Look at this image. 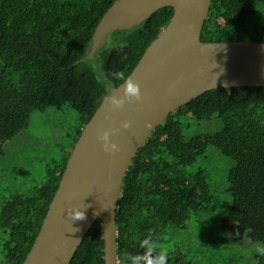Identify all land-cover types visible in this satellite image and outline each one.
<instances>
[{
    "label": "trees",
    "instance_id": "1",
    "mask_svg": "<svg viewBox=\"0 0 264 264\" xmlns=\"http://www.w3.org/2000/svg\"><path fill=\"white\" fill-rule=\"evenodd\" d=\"M114 1L0 0V162L17 120L22 130L49 107L65 115L45 178L0 193V264L23 263L84 126L174 12L164 6L108 33L94 58L77 63ZM201 40L264 42V0H212ZM101 222L69 264H104ZM116 224L118 264L157 256L160 245L166 264L237 262L216 235L221 228L230 245L264 248V85L208 90L158 124L125 174ZM254 259L264 264V253Z\"/></svg>",
    "mask_w": 264,
    "mask_h": 264
},
{
    "label": "water",
    "instance_id": "2",
    "mask_svg": "<svg viewBox=\"0 0 264 264\" xmlns=\"http://www.w3.org/2000/svg\"><path fill=\"white\" fill-rule=\"evenodd\" d=\"M211 2L115 0L104 13L89 53L77 63L94 58L108 33L129 28L161 7L174 10L128 75L138 84L139 97L126 96L123 81L105 95L84 126L22 264H69L98 218L104 264H118V200L125 174L153 129L208 90L264 85V42L201 40ZM113 98L121 103L114 104ZM77 209L84 212L83 219L73 218Z\"/></svg>",
    "mask_w": 264,
    "mask_h": 264
},
{
    "label": "rangeland",
    "instance_id": "3",
    "mask_svg": "<svg viewBox=\"0 0 264 264\" xmlns=\"http://www.w3.org/2000/svg\"><path fill=\"white\" fill-rule=\"evenodd\" d=\"M75 115L76 111L73 109L67 112V118ZM64 120L65 115L60 109L49 107L47 113H34L29 125L22 130V127H19L24 121L21 119L15 122L14 132L17 135L8 137V142L13 137L15 140L14 143H9L6 149L5 158L8 160L0 162V193L9 192L23 180L27 183L33 179L37 181L45 178L48 151L58 146L57 140L55 141L56 134L64 132V128L57 122L61 125V123L64 124ZM57 157H59L58 154ZM217 232L220 243L228 245L230 248L228 251L233 253L234 259H237V262H231V264H256L254 251L260 248V243H254V248L242 247L240 242L236 244L234 240H231L233 241L231 245L235 247L231 251L226 229L221 228Z\"/></svg>",
    "mask_w": 264,
    "mask_h": 264
},
{
    "label": "clouds",
    "instance_id": "4",
    "mask_svg": "<svg viewBox=\"0 0 264 264\" xmlns=\"http://www.w3.org/2000/svg\"><path fill=\"white\" fill-rule=\"evenodd\" d=\"M122 79L126 82L125 83V95L126 96H135L139 97V86L136 82L129 79L128 76L124 75ZM113 103L116 105H119L121 103L120 100H117L113 98ZM107 138V133H105V139ZM113 148L115 145L112 146ZM72 216L74 219H83L84 212L80 209H77L73 211ZM144 245L147 246L149 249L154 247V245L148 244L147 241L144 242ZM161 248H163L165 251L161 252L157 256H152L151 253H146L145 255L136 256L134 259L137 261V264H140L141 261H143V264H166L168 249L162 245H160ZM257 251L264 253V248H260Z\"/></svg>",
    "mask_w": 264,
    "mask_h": 264
}]
</instances>
